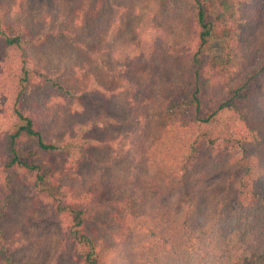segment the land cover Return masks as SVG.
Instances as JSON below:
<instances>
[{
  "label": "trees",
  "instance_id": "trees-1",
  "mask_svg": "<svg viewBox=\"0 0 264 264\" xmlns=\"http://www.w3.org/2000/svg\"><path fill=\"white\" fill-rule=\"evenodd\" d=\"M188 1L183 24L150 11L136 38L108 55L95 50L126 98L117 114L101 113L102 126L75 123V135L59 141L44 137L27 96L38 87L47 97L76 99L79 78L44 68L29 48L59 39L78 45L75 34L87 27L100 44L110 33L100 17L113 0H78L66 24L36 32L13 23L0 0V222L19 182L34 190L35 203L51 205L74 264H264V0ZM216 2L231 13L230 25L214 15ZM118 19L129 27L127 17ZM225 36L218 58L214 45ZM115 128L126 142L120 172L109 186L76 180L116 140ZM222 170L220 184L209 182ZM121 186L130 194L117 196ZM176 189L178 200L159 201L160 192ZM109 207L124 231L113 247L90 223ZM13 244L0 224V264H16Z\"/></svg>",
  "mask_w": 264,
  "mask_h": 264
},
{
  "label": "rangeland",
  "instance_id": "rangeland-1",
  "mask_svg": "<svg viewBox=\"0 0 264 264\" xmlns=\"http://www.w3.org/2000/svg\"><path fill=\"white\" fill-rule=\"evenodd\" d=\"M1 1L11 8L13 23L36 32L66 24L78 0ZM189 9L188 0H165L162 3L159 0H113L112 4L105 6L100 17L102 20L100 28L104 31L107 28L110 30L109 35L103 34L100 44L97 43L98 36L94 27H87L75 34L78 45L70 43L67 39H59L41 48H29L30 54L41 62L44 68L62 78H79L80 82L79 97L67 101L61 100L63 98L59 92H52V95L47 97L46 89L35 87L30 91L26 100L27 107L40 114L38 117L44 137L59 141L69 140L75 135L76 129L75 126L73 127L75 123H82L87 119L97 122L102 112L118 113L119 104L126 98V86L113 81V69L109 66L108 59L104 61L105 63L99 61L97 59L99 53L95 50L102 48L101 51L108 55V48H114L124 40L136 38L141 27L146 23L145 16H148L150 11L158 10L167 14L169 18L176 17L177 21L183 24L187 20ZM213 13L220 21L224 18V21L230 25L231 13L226 14L223 11L221 2L215 3ZM122 17L129 19L128 28L125 24L120 25L118 18ZM135 29L137 30L134 31ZM228 39L229 37L225 36L224 41L214 45L218 58L222 56L225 50L223 47ZM91 52H95L96 57ZM2 55L3 49L0 45V62ZM48 99L50 102L45 104ZM4 101L5 97L0 90V120ZM97 123L102 126L101 122ZM114 130L117 135L111 137H116V140L111 144L108 143L101 153L96 154L95 162L84 165L79 170V175L75 176L76 180L84 183L95 180L109 186L112 178L120 172L119 169L126 158V142L121 129ZM100 157L103 162L98 161ZM226 174L224 170L214 173L209 178V182L220 184ZM162 193L164 192H160L157 196H160L158 199L164 205L178 200L181 196L180 189L167 194ZM120 194H130V191L121 186L120 193L116 195L120 196ZM111 196H113L111 190L107 187L106 199H110ZM102 200L104 202V199ZM90 223L94 233L104 243L111 247L119 243L124 231L121 224L111 218L110 207L102 208L97 213L96 220L91 219ZM0 224L6 236L12 237L17 243L13 244L11 252L16 264H47L50 260H54L56 264H74L58 217L49 203H35L34 190L31 187L19 182L15 183L10 212Z\"/></svg>",
  "mask_w": 264,
  "mask_h": 264
}]
</instances>
